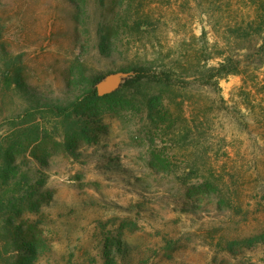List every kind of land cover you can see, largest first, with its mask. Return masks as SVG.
Segmentation results:
<instances>
[{
    "label": "rangeland",
    "instance_id": "rangeland-1",
    "mask_svg": "<svg viewBox=\"0 0 264 264\" xmlns=\"http://www.w3.org/2000/svg\"><path fill=\"white\" fill-rule=\"evenodd\" d=\"M259 2L0 0L1 196L36 202L0 264H264ZM138 65L170 81L123 88Z\"/></svg>",
    "mask_w": 264,
    "mask_h": 264
},
{
    "label": "trees",
    "instance_id": "trees-1",
    "mask_svg": "<svg viewBox=\"0 0 264 264\" xmlns=\"http://www.w3.org/2000/svg\"><path fill=\"white\" fill-rule=\"evenodd\" d=\"M261 8H260V7ZM259 15L257 19L255 20V23H258L257 33L262 34L264 33V0H260L259 2ZM263 12L260 14V12ZM261 48L264 50V43L261 45ZM232 61H225L220 63L219 66H211L206 67L201 73L207 74L208 79L206 80V84H219V80L221 77L225 75H229L236 71L238 69L237 66H232ZM130 71H133L135 74L133 76H130L125 80V83L123 84V88H130L134 87L140 83H160V84H168V81H170V76H164L162 73H157V71H153L152 74L150 73V68L146 67L145 65H138V66H131ZM7 76V75H6ZM7 78V77H6ZM216 78V81L213 82V79ZM17 81L19 80L16 77ZM104 79V76H98L94 80V84L92 85V88H90L88 92V97L91 100L101 98L98 94V90L96 88V85ZM121 90H117L113 93L105 95V97H112L119 93ZM58 110L60 113L65 115V117H68L67 112L69 111V108H63L58 107ZM18 144L16 142H13L10 144V146L5 150L4 156H2V160L0 161V184L4 185H10V181H14L18 178V166L15 159V149ZM4 180V181H3ZM9 181V182H6ZM3 190L0 189V217L2 218V221L6 223L8 228L11 230V232H15L18 234L21 231V227H17L16 225V218H19L21 215V210L27 208L29 210L35 211V201L29 200L26 202V197H10V198H4L1 196ZM2 214V215H1ZM6 214V215H5ZM4 217V218H3ZM29 233L31 231L29 230ZM29 253H32V251H29Z\"/></svg>",
    "mask_w": 264,
    "mask_h": 264
},
{
    "label": "water",
    "instance_id": "water-1",
    "mask_svg": "<svg viewBox=\"0 0 264 264\" xmlns=\"http://www.w3.org/2000/svg\"><path fill=\"white\" fill-rule=\"evenodd\" d=\"M98 90L99 94H105L107 92H110L112 90V87L109 85H101Z\"/></svg>",
    "mask_w": 264,
    "mask_h": 264
}]
</instances>
